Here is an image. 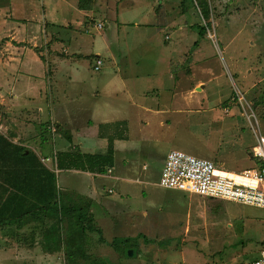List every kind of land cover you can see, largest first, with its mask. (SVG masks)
<instances>
[{
	"label": "rangeland",
	"instance_id": "374dc122",
	"mask_svg": "<svg viewBox=\"0 0 264 264\" xmlns=\"http://www.w3.org/2000/svg\"><path fill=\"white\" fill-rule=\"evenodd\" d=\"M104 1L100 0L102 7L95 14V22L84 28L88 43L84 50H80L83 56L78 59L74 57V66L66 67L63 72L75 70V64L76 67L78 65L77 69L84 71L88 78L84 87L90 91L96 88V79L103 71L108 69L111 73L119 70L118 73L125 76L128 82L132 81L130 91L138 103L147 101L143 95L145 92L150 96L148 100L154 98L149 101L150 105L161 102L162 119L150 123L148 134L141 138L135 134L138 133L136 125L135 131L133 129L132 144L139 151L136 149V154L133 153L131 166L135 174L141 172L142 178L149 183L147 205L152 206L149 208V221L153 222L157 218V214L151 212L159 208L160 203L170 202L177 214L166 215L172 222L180 223L179 236L132 237L130 244L133 248L130 249L137 251L135 257L128 258L124 254L126 243L122 241L133 230L124 235L125 230L118 228V223L123 222L114 215L112 208L119 206L123 210L124 205L119 197H112L116 194L109 191L111 183L105 179L99 191L82 183L79 185L80 190L72 188L74 190L65 191L60 186L65 177V173H62L58 177L62 195L68 200L87 205L95 226L102 230L107 242L101 241L97 232L79 231L72 241V258L63 249L48 253L41 242L49 218L42 215L37 218L24 217L20 223L0 228V264H93V261L97 264H243L259 257L264 250V209L167 189L160 186L159 182L166 156L172 149H182L217 160L219 165L232 171L256 166L257 160L252 153V147L257 143L254 130L259 129L264 137V0H207L208 18L203 17L196 0H187L184 13L182 0H109L111 6L108 7ZM32 3L36 8L35 13L39 15V0H32ZM14 13L16 20L20 21L24 11ZM98 22L102 28L93 27ZM199 25L208 29L203 37L199 35ZM87 29L90 32L87 33ZM169 38L171 41L168 45H177L179 42L187 58L185 61L189 62L193 54L203 59L202 63L196 65L199 67L202 64V68L195 71L191 69L193 73L189 75V82L188 73H185L184 83L180 86H177L173 71L177 72L187 63L173 64V59L169 62L165 57L166 51L160 43ZM41 43L42 46L36 48L37 54L45 58L49 71L62 58L67 59L61 48L65 43H58L55 49ZM70 51V56L80 53ZM110 52L114 55L113 59ZM95 55H101L103 59L99 71L94 69ZM172 56L175 54L172 53ZM54 75L57 76L56 72ZM58 76L52 80L48 76L42 92L48 96L54 116L50 118L46 110L45 119L50 126L45 124L44 130L50 134L51 131L58 132L56 123L60 117H57L58 112L54 114V110L59 107V97L69 96L71 88L67 77L61 73ZM199 79L203 82L195 86L190 95L184 89V84L189 83L187 87L191 89V85ZM161 86H164L161 92L157 91ZM86 89L84 93L90 97ZM187 95L192 98L187 99ZM242 97L245 99L244 104L240 103ZM169 104L177 107L171 111L167 108ZM31 105L34 108L39 105L46 107L38 96ZM242 105L254 109L259 124L252 127ZM3 107L4 112H7L9 106ZM231 120L236 122L237 132H233L236 137L231 135V130L226 126ZM107 129L101 127L103 132H108ZM227 145L229 148H226ZM46 148L50 151L52 144L49 143ZM210 154L214 157H209ZM52 155L49 158L55 162L56 153ZM68 176L78 178L77 175ZM135 185L141 191L143 185ZM116 193L119 192L116 190ZM112 200L117 201L113 204ZM187 227L189 229L186 232ZM114 238L120 240L118 246L110 245Z\"/></svg>",
	"mask_w": 264,
	"mask_h": 264
},
{
	"label": "crops",
	"instance_id": "0c3cea01",
	"mask_svg": "<svg viewBox=\"0 0 264 264\" xmlns=\"http://www.w3.org/2000/svg\"><path fill=\"white\" fill-rule=\"evenodd\" d=\"M39 3L41 13L37 15L32 0H0V135L5 136L16 145L34 151L39 158L49 157L58 151L73 149H79L83 153L106 154L109 148V138H113L114 166L105 174L74 169L59 170L58 177L65 173V177L62 179L63 185L60 183L62 190H74L72 188L80 190L79 185L82 183L88 188L99 191L100 184L102 185L107 179L111 183L109 191L116 194L112 197H119L123 201V210L119 206L116 208L113 206L112 211H115L114 215L123 222V224L118 223V228L125 230L124 235L133 230L134 232L131 231L132 233L126 236L129 238L139 236L178 237L181 228L180 223L172 222L166 215L168 213L177 214V210L173 209L174 205L170 202L160 203V207L151 212V214L156 213L157 218L153 222L149 221L151 210L149 208H152L150 204L147 205L148 194H150L147 192L149 183L142 178L141 172L135 174L131 166L133 153L136 149L139 151V148L132 144L133 129L135 131L136 125L138 133L135 132V134L140 135L141 138L148 134L150 123L162 119L161 102L150 105L149 101L154 98L148 100L150 96L145 92L143 95L147 101L138 103L130 91L132 81L128 82L125 76L118 73L119 70L111 73L108 72V69L103 71L96 79V88L90 91L84 87L88 78L84 71H80V68L77 69L78 65L76 67L75 64V70L63 72L66 67L74 66L72 63L74 57L78 59V57L83 56L80 50H84L88 43L84 28H87L89 23L95 22V18H97L95 14L102 7L100 0H95L93 7L88 10L79 8V0H39ZM105 4L107 7L111 6L109 0H106ZM19 10L24 11V13L20 21H17L14 12ZM121 23L118 24L120 31ZM82 26H84L83 31ZM120 31L117 30L118 34ZM170 41L171 38L162 40L160 43L166 51L165 57L169 59V62L170 59H173L174 62L171 60L173 64H182L187 58L184 57L179 42L177 45L174 43L168 45L167 43ZM41 42L52 46V49H55V46L60 42L65 43L61 47L64 53L62 51L60 53L65 54L67 59L62 58L54 69L49 71L46 61H43L42 57L37 54L36 48L42 46ZM70 50L80 53L70 56ZM49 53L51 52L49 51ZM172 53L175 56H172ZM51 54L56 55L57 53ZM110 54L112 53L110 52ZM95 56L102 58L101 55ZM113 58L114 55L112 54L111 59ZM188 61L186 60L184 63L187 64H184L177 72L174 73L173 71L177 86L184 83L185 73H188L189 82V75L193 73L191 69L195 71L197 68H202V64L196 67L198 63L203 62V59L197 58L195 54L191 55ZM55 72L57 76L54 75ZM60 73L67 77L71 87L69 88L70 95L65 98L60 96L63 99L59 97V107L54 110V114L58 112L57 117H60L56 123L58 132L52 133L51 131L50 134L49 131L44 130L45 124L49 125L45 119L46 110L50 118L53 119L54 116L51 113L52 109L49 105L48 96L42 92L48 81V76L52 80L59 78L58 74ZM196 82L191 85V89L187 87L190 86L187 85L189 83L183 86L190 95L195 86L202 83L203 80L199 79ZM162 88L164 86H161L157 91L161 92ZM47 89L48 86L46 85ZM84 89L89 92L90 97L84 93ZM61 92L64 93L63 90ZM186 93L184 92V97H186ZM37 96L43 99L46 107L39 105V107L34 108V105H31ZM188 98L190 99L192 96L187 95ZM172 100L171 96L170 101ZM3 105L9 106L7 112H4ZM169 106L167 108L171 111L177 107L173 104H169ZM227 125L228 130H231V135L236 137L237 135L233 134V132H237L235 131L236 122L231 120V122L226 123ZM102 126L107 127L108 132H103ZM225 128L223 127V129ZM234 138H230V140ZM49 143L52 144L50 151L46 148ZM236 151L238 152V150ZM211 155L209 157H214ZM214 161L217 162V160ZM68 175H77L78 178L73 179ZM133 183L142 184L141 191H143L141 192L140 187L134 186ZM10 189L12 188L6 183L4 167L0 162V206L11 194ZM116 190L119 193H116ZM179 191L182 192L183 190ZM112 201L115 204L117 200ZM157 204L158 201L156 200L155 205ZM188 229L187 227L185 231L187 232Z\"/></svg>",
	"mask_w": 264,
	"mask_h": 264
},
{
	"label": "trees",
	"instance_id": "16d2710c",
	"mask_svg": "<svg viewBox=\"0 0 264 264\" xmlns=\"http://www.w3.org/2000/svg\"><path fill=\"white\" fill-rule=\"evenodd\" d=\"M95 0H79L78 6L82 10L93 7ZM194 2V0H192ZM181 1L182 13L186 11L185 3ZM204 18L209 16L207 0H196ZM199 35L207 34V27L198 26ZM198 41L195 42V45ZM45 61V58H42ZM2 104V103H1ZM0 162L4 167L6 183L12 188L11 194L0 206V228L22 222L24 217L37 218L42 215L49 218L43 236L42 246L45 252L52 253L63 249L69 258L73 257L76 232H97L99 239L107 242L102 230L94 223L93 215L89 213L87 205L73 202L62 195L58 185V174L45 165L37 154L23 146L16 145L8 138L0 135ZM115 164V150L113 139H109L106 154L83 153L79 149L58 151L56 153V167L59 170H81L91 173L105 174ZM3 169V168H2ZM213 199V198H210ZM30 201V202H29ZM29 202V203H27ZM67 224V228L65 227ZM130 238L126 237L124 254L133 248ZM118 238H114L110 245L118 246ZM137 251V250H136ZM133 257H135V253ZM93 264H97L93 261ZM99 264H111L101 262Z\"/></svg>",
	"mask_w": 264,
	"mask_h": 264
},
{
	"label": "built area",
	"instance_id": "2783aa9c",
	"mask_svg": "<svg viewBox=\"0 0 264 264\" xmlns=\"http://www.w3.org/2000/svg\"><path fill=\"white\" fill-rule=\"evenodd\" d=\"M93 27L102 28V24L97 23ZM102 65V58L97 57L94 69L99 71ZM244 102V97L240 98V103ZM242 106L252 127L259 124L254 109ZM254 131L257 142L252 147L253 157L257 160L255 167L238 172L232 171L210 158L197 156L182 149H172L166 156L159 185L167 189L183 190L208 198L264 209V137L259 129ZM40 159L51 170L59 173L56 161L49 157ZM243 264H264V250L259 257Z\"/></svg>",
	"mask_w": 264,
	"mask_h": 264
},
{
	"label": "water",
	"instance_id": "95a60500",
	"mask_svg": "<svg viewBox=\"0 0 264 264\" xmlns=\"http://www.w3.org/2000/svg\"><path fill=\"white\" fill-rule=\"evenodd\" d=\"M133 255H134V250H131V249H130V250L128 251V256L131 257V256H133Z\"/></svg>",
	"mask_w": 264,
	"mask_h": 264
}]
</instances>
